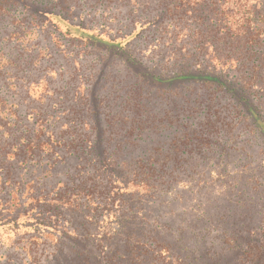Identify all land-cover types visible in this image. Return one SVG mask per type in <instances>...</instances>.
Listing matches in <instances>:
<instances>
[{"label": "trees", "instance_id": "trees-1", "mask_svg": "<svg viewBox=\"0 0 264 264\" xmlns=\"http://www.w3.org/2000/svg\"><path fill=\"white\" fill-rule=\"evenodd\" d=\"M59 258L264 264V0H0V264Z\"/></svg>", "mask_w": 264, "mask_h": 264}, {"label": "rangeland", "instance_id": "rangeland-1", "mask_svg": "<svg viewBox=\"0 0 264 264\" xmlns=\"http://www.w3.org/2000/svg\"><path fill=\"white\" fill-rule=\"evenodd\" d=\"M115 69H117V68L112 69V71H114ZM112 91H113V93L115 92L114 89H113ZM114 94H116V93H114ZM59 261H60V264H63V263H62V258H59ZM64 264H65V263H64Z\"/></svg>", "mask_w": 264, "mask_h": 264}]
</instances>
